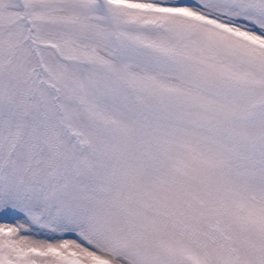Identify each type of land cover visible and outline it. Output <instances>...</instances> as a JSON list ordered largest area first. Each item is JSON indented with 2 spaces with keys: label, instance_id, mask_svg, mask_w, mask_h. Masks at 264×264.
<instances>
[{
  "label": "snow or ice",
  "instance_id": "6c2138e0",
  "mask_svg": "<svg viewBox=\"0 0 264 264\" xmlns=\"http://www.w3.org/2000/svg\"><path fill=\"white\" fill-rule=\"evenodd\" d=\"M0 264H264V0H0Z\"/></svg>",
  "mask_w": 264,
  "mask_h": 264
}]
</instances>
